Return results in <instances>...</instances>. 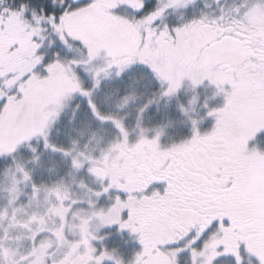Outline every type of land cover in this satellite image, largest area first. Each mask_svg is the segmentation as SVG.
Here are the masks:
<instances>
[{
  "label": "snow or ice",
  "instance_id": "obj_1",
  "mask_svg": "<svg viewBox=\"0 0 264 264\" xmlns=\"http://www.w3.org/2000/svg\"><path fill=\"white\" fill-rule=\"evenodd\" d=\"M253 4L264 13V0H237L230 10L234 23L224 27L222 16L210 20L203 13L169 20L170 9L195 8V0H168L164 5L159 0H7L6 4L0 0V29L12 16L33 21L43 14L51 19V24L41 22V36L32 37L30 70L8 88L0 84V109L27 102L29 97L20 87L23 82H50L64 61L72 62L68 70L86 75L74 63L72 46L84 51L88 46L71 38L63 25L88 18L128 41V51H117L110 66L117 69V94L123 92L127 98L143 85L153 94L159 91L161 99H178L187 79L193 95L187 107L178 103V115L187 116L196 105L204 110L187 124L181 121V128L190 126V136L170 139L168 146L162 144V130L155 136L144 134L139 116L134 129L127 122L116 129L123 139L118 149L123 154L116 161L122 174L105 181L107 186L96 194L98 200L106 197L114 211L110 222L100 227V251L108 255L95 264H112L117 253L115 264H145L147 256L140 251L125 257L122 249L130 244L138 250L150 248L153 255L162 252L169 261L173 259L169 250L178 249L174 264H264L250 247L264 249V149L260 147L264 144V18L258 24L245 19ZM158 69L171 70L167 85ZM100 83L97 80L94 92ZM205 83L215 90L213 97H223L221 106L200 100L199 89ZM151 104L149 100L140 109L141 115ZM88 106L94 109L90 96ZM205 117L214 122L201 132ZM6 126V114L0 112V133ZM169 228L178 236L156 243L157 233ZM229 237L244 239H235L230 247ZM116 239L121 243L107 244ZM155 264L166 261L161 258Z\"/></svg>",
  "mask_w": 264,
  "mask_h": 264
},
{
  "label": "rangeland",
  "instance_id": "obj_2",
  "mask_svg": "<svg viewBox=\"0 0 264 264\" xmlns=\"http://www.w3.org/2000/svg\"><path fill=\"white\" fill-rule=\"evenodd\" d=\"M159 3L164 5L168 0H159ZM236 4L237 0H195V8L190 6L187 10L170 9L168 18L171 21L181 18L187 20L193 13L196 16L203 13L207 18L213 19L223 13L231 14L230 10H234ZM262 18L264 13L255 4L245 15V19L252 24L260 23ZM45 20L51 24V19L43 14L33 21L15 16L6 21L5 29L10 31L14 40L13 45L16 46L15 52L22 62V69L32 64V37L41 36V22ZM55 27L59 30L61 25L57 24ZM63 27L71 38L83 40L88 46V51L72 46L74 63L79 64L86 75H82L75 68L68 70L67 65L72 63L70 61H64L63 66L71 78L68 80L71 82L70 86L77 91L68 113L70 116H66L73 126L64 134L51 138L54 144L62 146V155L57 154L60 149L44 152L28 169L21 170L13 165L0 169V264H84L89 260L95 264L102 255H108L100 251V227L102 223L110 222V214L114 210L108 207L109 201L106 197L102 196L98 200L96 194L107 186L104 180H113L102 171V165L110 160L104 157L105 160L100 158L92 161L89 157L98 155L100 150L114 142L120 135L116 129L125 125V122L129 129H134L138 116L144 134L155 136L157 131L162 130V144L168 146L170 139L178 141L190 136V126L181 128V121L187 124L189 118L203 115L204 110L199 105L195 106L194 112L189 109L187 116L178 115L177 105L184 103L187 107V99L193 95L191 88H183L179 98L172 100L161 99L159 91L153 94L151 88L143 85L137 87L127 98L123 92L117 94L114 91L116 72H106L100 66L102 63L97 60V53L103 49L102 24L85 18L82 21L65 23ZM104 32L108 33L109 30ZM115 37L118 38L119 34H115ZM110 42L106 47L110 52L115 54L117 51H128L129 45L125 39H122V43ZM60 74L63 75L56 70L53 76ZM162 74L167 76L163 71ZM15 75L12 73L13 77ZM97 80L101 83L99 91L94 92L93 87ZM59 85L65 86L68 83L61 79ZM89 96L94 105L93 110L88 106ZM199 96L201 101L207 98L211 107L222 105L217 100L218 96L213 97L212 93L201 88ZM149 100L152 104L141 115L140 109ZM213 122L211 117H205L199 126L200 131L209 130ZM260 147L264 149V144ZM113 149L120 152L117 146ZM183 231L181 229L180 234ZM165 232L161 229L155 236V241L164 236ZM172 235L178 236L177 233ZM237 238L244 237H229L230 247L235 246ZM215 242L214 239L210 241L209 247L212 248ZM113 243L121 242L119 239L107 241L109 246ZM88 244H92L93 249L86 248ZM250 247L256 255L264 258V249ZM177 250L173 249L175 252ZM200 250L202 249H196ZM122 251L126 258H131L135 252L140 251L141 255L147 256L145 264H155L159 260L155 255L151 259L150 248L138 250L130 244ZM175 252L170 253L169 250L168 254L173 258L168 260L169 264H174ZM157 253L168 258L162 252ZM52 258L56 259L51 260ZM117 259L119 253L112 255V264ZM217 264L224 262L218 261Z\"/></svg>",
  "mask_w": 264,
  "mask_h": 264
},
{
  "label": "flooded vegetation",
  "instance_id": "obj_3",
  "mask_svg": "<svg viewBox=\"0 0 264 264\" xmlns=\"http://www.w3.org/2000/svg\"><path fill=\"white\" fill-rule=\"evenodd\" d=\"M221 16L223 17L224 27L234 23V21L229 19L231 14L223 13L215 18ZM80 28L83 29L84 27ZM104 30L109 29L102 25V39L104 41L102 39L101 41L103 42V49L97 53V60L102 63L100 66L103 67L106 72H116L117 69L115 67H110L113 63L112 57L114 53L110 52L106 47L111 43L110 41H112V43H116L117 41L122 43V39H125L126 42L128 41L123 34H119V37L117 38L115 37V34H111V31L105 33ZM0 31V53H3L5 48H7V50L12 49L10 38L4 36L3 31L6 33L8 32L9 34L11 33L7 29H0ZM20 67L21 65H18L17 69L14 70L13 73L16 74L15 77L11 74V77L8 80L1 82L4 87L8 88L15 84L24 73L30 70L31 65L24 66L23 69ZM64 69L66 68L59 67L57 70L63 75L60 74V76L57 77L52 76L51 81L48 83H42L34 79H26L20 87L29 97V100L27 102L24 100L16 101L15 103H10L5 108L0 109V112L5 113L7 118V126L5 130L0 133V169L13 165L14 167L24 170L31 167L34 164L35 159H37L41 153L60 149L57 154H63V152H60L62 146L60 144H54L51 138L54 135H62L72 128L73 123L72 121H69V118L66 116H70L68 114L69 110L73 105L72 102L74 98L77 96V91L70 86L69 83L71 82H68V80H71L68 71ZM164 73H166L167 76L162 74V70H157V75L162 78V83L167 85L168 81L171 79V70ZM61 79L63 81L65 79L68 85H59ZM183 88H191V84L187 79L183 82ZM201 89L212 94L215 91L207 83H205L204 86H201ZM218 98L219 99L217 100L219 103L223 104V97L218 95ZM122 143V136L119 135L109 146L100 150L98 155H91L89 157L92 161L100 158L105 160L104 157L109 159V163L102 165V171L113 179L117 175L122 174L121 170L116 166V161L123 152L121 150L120 152H115L113 149L115 146L119 147ZM132 175L134 176L135 173H132ZM179 226V224L175 225V227ZM164 232L166 234L158 238L156 243H162L164 240L175 238L174 235H172L170 228L164 230ZM174 252L175 251L170 250V253ZM150 256L151 259L154 258L152 253ZM155 256L158 259L163 258L166 261V264H169L167 257H162L161 254H155Z\"/></svg>",
  "mask_w": 264,
  "mask_h": 264
},
{
  "label": "trees",
  "instance_id": "obj_4",
  "mask_svg": "<svg viewBox=\"0 0 264 264\" xmlns=\"http://www.w3.org/2000/svg\"><path fill=\"white\" fill-rule=\"evenodd\" d=\"M6 3H7V0H5V4ZM0 6H3V5H0ZM8 19L4 21V27L2 30H5L4 28L6 27V21ZM3 32H4V36L10 38V45L12 49L7 50V48H5L4 52L0 53V78H3L2 80H0V82L8 80L11 77V74L14 72V70L17 69L18 65H21L22 63L18 59V56L15 52L16 46L13 45L14 44L13 38L10 36L8 32L7 33L5 31Z\"/></svg>",
  "mask_w": 264,
  "mask_h": 264
},
{
  "label": "crops",
  "instance_id": "obj_5",
  "mask_svg": "<svg viewBox=\"0 0 264 264\" xmlns=\"http://www.w3.org/2000/svg\"><path fill=\"white\" fill-rule=\"evenodd\" d=\"M86 248L93 249L92 244H88V245L86 246ZM53 259H56V258H52L51 260H53ZM84 264H92V262H91V260H89V262H86V263H84Z\"/></svg>",
  "mask_w": 264,
  "mask_h": 264
}]
</instances>
